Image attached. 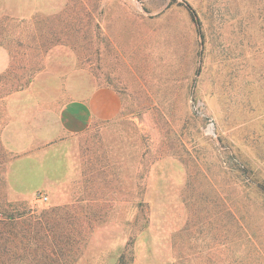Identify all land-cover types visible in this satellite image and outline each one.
<instances>
[{"label":"rangeland","instance_id":"obj_1","mask_svg":"<svg viewBox=\"0 0 264 264\" xmlns=\"http://www.w3.org/2000/svg\"><path fill=\"white\" fill-rule=\"evenodd\" d=\"M0 44V91L122 101L50 190L15 191L0 140V211L30 217L1 264H264V0H0Z\"/></svg>","mask_w":264,"mask_h":264},{"label":"crops","instance_id":"obj_2","mask_svg":"<svg viewBox=\"0 0 264 264\" xmlns=\"http://www.w3.org/2000/svg\"><path fill=\"white\" fill-rule=\"evenodd\" d=\"M10 66L9 50L0 44V77ZM40 78L11 92L0 91V140L7 151L18 155L7 180L15 191L28 195L64 184L70 169L64 162V138L115 119L122 104L120 93L108 85L86 92L72 88L65 95L57 81ZM49 87L54 90L48 92Z\"/></svg>","mask_w":264,"mask_h":264},{"label":"trees","instance_id":"obj_3","mask_svg":"<svg viewBox=\"0 0 264 264\" xmlns=\"http://www.w3.org/2000/svg\"><path fill=\"white\" fill-rule=\"evenodd\" d=\"M26 213L27 212L15 213V211L7 210L0 211V264L1 258L6 257L7 259L11 255L9 248L7 247L9 243V229L13 225L27 224L30 217Z\"/></svg>","mask_w":264,"mask_h":264},{"label":"built area","instance_id":"obj_4","mask_svg":"<svg viewBox=\"0 0 264 264\" xmlns=\"http://www.w3.org/2000/svg\"><path fill=\"white\" fill-rule=\"evenodd\" d=\"M41 198H42V199H46L47 197H46V196H44V195H41Z\"/></svg>","mask_w":264,"mask_h":264}]
</instances>
